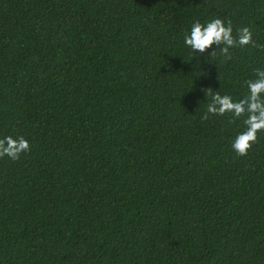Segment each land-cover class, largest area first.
Returning a JSON list of instances; mask_svg holds the SVG:
<instances>
[{"label": "trees", "instance_id": "obj_1", "mask_svg": "<svg viewBox=\"0 0 264 264\" xmlns=\"http://www.w3.org/2000/svg\"><path fill=\"white\" fill-rule=\"evenodd\" d=\"M257 47L194 57L195 21ZM264 0H0V264H264V132L205 90L264 70Z\"/></svg>", "mask_w": 264, "mask_h": 264}, {"label": "clouds", "instance_id": "obj_2", "mask_svg": "<svg viewBox=\"0 0 264 264\" xmlns=\"http://www.w3.org/2000/svg\"><path fill=\"white\" fill-rule=\"evenodd\" d=\"M184 44L193 53L194 57L204 55L213 45L216 49L209 52V57H215L217 49L227 59H231L229 49L234 47H245L252 44V33L248 28L238 30V36H233L232 23L229 20L227 25L219 18L213 19L206 24L195 21L190 32L184 36ZM264 49V45H259ZM255 80L246 81L248 93L239 101L234 102L228 95H221L219 92L212 93L205 90L206 97H211L207 111L202 117L207 119L209 114L223 116L231 113L234 118L246 116L243 123L245 130L239 133L231 144L232 150L239 157L246 156L252 146L257 143L258 132H264V70H257ZM30 145L23 137L13 138L11 136L0 139V158L7 156L12 161L20 158L21 154L29 152Z\"/></svg>", "mask_w": 264, "mask_h": 264}]
</instances>
